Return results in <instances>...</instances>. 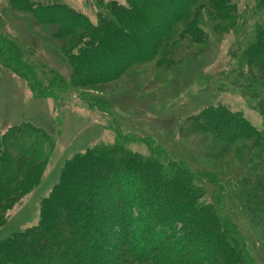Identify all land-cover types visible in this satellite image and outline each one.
<instances>
[{"label":"trees","instance_id":"obj_1","mask_svg":"<svg viewBox=\"0 0 264 264\" xmlns=\"http://www.w3.org/2000/svg\"><path fill=\"white\" fill-rule=\"evenodd\" d=\"M238 1L85 0L91 18L61 0H8L50 29L69 74L2 30L0 67L35 98L73 91L108 114L116 136L63 162L37 222L0 239V264H255L239 218L264 242V0H252L259 19L239 13ZM229 34L228 67L207 88L243 97L261 128L217 102L179 119L175 137L146 126L136 132L115 117L109 95L88 91L143 66L147 85L169 87L185 60ZM53 147L28 121L0 132V227L41 181Z\"/></svg>","mask_w":264,"mask_h":264},{"label":"rangeland","instance_id":"obj_2","mask_svg":"<svg viewBox=\"0 0 264 264\" xmlns=\"http://www.w3.org/2000/svg\"><path fill=\"white\" fill-rule=\"evenodd\" d=\"M61 1L93 17L95 8L88 6L85 0ZM238 8L239 13L241 11L253 19L260 18L261 12L255 10L252 0H239ZM252 21H248V26H252L256 20ZM0 30L31 49L37 61L56 68L62 74H69L57 42L50 37V29L35 24L27 14L12 11L8 0H0ZM211 44L209 50L198 58L185 60L181 76L169 87L156 83L147 85L146 79L150 77L147 70L151 69L143 66L135 69L133 75L128 73L104 88L95 87V90L88 91L109 95L115 117L123 125H134L131 128L136 132L138 126H146L175 137L179 119L217 102L242 112L255 127L261 128L260 115L250 108L243 97L231 89L208 90L207 78L227 69V52L235 44V37L229 34L220 39L214 38ZM23 121L31 122L48 132L54 139V147L41 181L6 212V221L0 227V239L37 222L39 202L57 182L60 168L67 158L99 142L111 143L116 136L107 127L108 114L105 115L98 108H88L73 91L35 98L24 80L9 69L0 67V132ZM239 220L247 249L255 264H264V247L261 245L264 242L261 235L244 220Z\"/></svg>","mask_w":264,"mask_h":264}]
</instances>
